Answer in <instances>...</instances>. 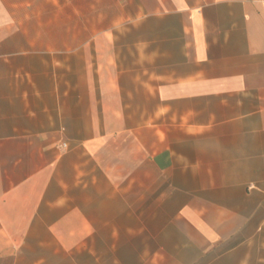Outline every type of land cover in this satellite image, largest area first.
Wrapping results in <instances>:
<instances>
[{"label":"crops","instance_id":"0c3cea01","mask_svg":"<svg viewBox=\"0 0 264 264\" xmlns=\"http://www.w3.org/2000/svg\"><path fill=\"white\" fill-rule=\"evenodd\" d=\"M251 216L264 0H0V264H210Z\"/></svg>","mask_w":264,"mask_h":264},{"label":"rangeland","instance_id":"374dc122","mask_svg":"<svg viewBox=\"0 0 264 264\" xmlns=\"http://www.w3.org/2000/svg\"><path fill=\"white\" fill-rule=\"evenodd\" d=\"M88 19V18H87ZM105 24L98 25V31L105 28ZM63 27V26H61ZM72 28L71 26H68ZM115 40L114 48L115 50H120L122 47L121 35L122 33H136V29H128L126 25H114ZM83 32H89L90 26L88 24L82 25ZM104 43V42H103ZM100 59L94 57H85L83 60V67L90 66L91 64L95 67L99 63ZM118 60H122V57L119 56ZM232 194H215V196L225 197ZM225 203L233 204V201H226ZM247 211L250 212L249 207ZM260 212V211H259ZM258 212V213H259ZM236 242V247L233 248V245L230 248H227L229 245L225 243V249L215 248L211 250L210 253V264H264V216H251L248 218V221L243 226L241 232L229 239V242L233 244ZM241 241V242H240ZM241 244H237V243ZM223 248V246H222ZM63 254L64 251H61ZM66 264H75L73 263L76 258L73 257V250L69 249L65 251ZM89 259H82V264H89Z\"/></svg>","mask_w":264,"mask_h":264},{"label":"built area","instance_id":"2783aa9c","mask_svg":"<svg viewBox=\"0 0 264 264\" xmlns=\"http://www.w3.org/2000/svg\"><path fill=\"white\" fill-rule=\"evenodd\" d=\"M63 145H65V143L63 142Z\"/></svg>","mask_w":264,"mask_h":264}]
</instances>
